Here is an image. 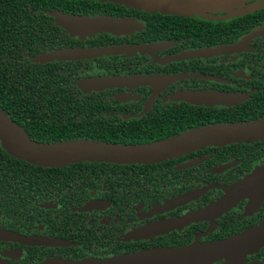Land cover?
I'll return each instance as SVG.
<instances>
[{
  "label": "trees",
  "instance_id": "trees-1",
  "mask_svg": "<svg viewBox=\"0 0 264 264\" xmlns=\"http://www.w3.org/2000/svg\"><path fill=\"white\" fill-rule=\"evenodd\" d=\"M257 8L259 7L243 14L251 13ZM51 11L137 18L142 27L134 34L113 37L104 33L80 42L71 39L54 24L49 15ZM220 14L227 15L221 18L218 17ZM228 14L229 12L212 13L211 18L163 15L96 0H0V110L30 140L49 145L89 141L140 146L206 126L262 119L264 116L253 119L233 117L236 109H232L229 115L218 112L212 119L201 122L187 108L184 117L180 118L185 122L180 130H172L171 123L164 122L160 136L151 131L154 139H148L149 131L141 139L143 142L137 144V139H130L134 134L131 132L133 127L130 120H122L118 116L119 106L107 96L108 92L85 94L78 84L93 77L144 74L148 71L145 65L147 56L135 54L129 58L118 55L91 61L46 64L34 62L41 54L75 45L111 47L171 42V53L182 50L184 40L193 46L211 45L214 43H210L202 32L205 28L231 29L235 33L234 37L245 32L240 24L243 19H239L244 15L228 17ZM223 42L226 40L217 41L216 44ZM93 61L96 64L93 65ZM203 149L216 151L215 158H218V162H237V166L228 172L235 173L229 179L233 182L264 164V139L253 143L209 146L199 150ZM183 156L145 164L88 161L63 167H44L11 156L0 141V226L16 231L28 225L33 226L43 220L37 216L41 211L39 205H81L90 198L92 190H99L101 187L111 188V196H115V192L120 193L124 200L145 199V202L149 196L154 200L165 197L166 184L178 173L172 169L173 162ZM114 173L121 175L114 177ZM188 179L187 177L183 181Z\"/></svg>",
  "mask_w": 264,
  "mask_h": 264
},
{
  "label": "flooded vegetation",
  "instance_id": "flooded-vegetation-1",
  "mask_svg": "<svg viewBox=\"0 0 264 264\" xmlns=\"http://www.w3.org/2000/svg\"><path fill=\"white\" fill-rule=\"evenodd\" d=\"M262 2L264 0H249L245 3L243 10H247L246 12L257 4L259 8L239 18L243 19L240 24L245 28V32L238 37H234L235 33L231 29L205 28L202 31L205 38L214 44L193 46L184 40L183 49L171 53L169 51L172 47L171 42H159L158 44H163L165 47L153 56L137 53L147 56L145 65L148 71L136 75H164L177 79L157 89L143 86L103 90L107 91V96L118 104V116L122 120H130L133 127L131 132L134 133L130 139H137L136 142L139 144L143 142L141 139L149 131L148 139H154L151 131L157 132L160 136L164 122L171 123L172 130H180L185 123L180 118L184 117L187 108L195 113L194 117L201 122L212 119L218 112L229 115L232 109H236L233 117L253 119L264 116V4ZM225 15L227 14H220L218 17L224 18ZM259 29L262 33L253 37L246 49L240 52L164 63L157 61L187 51L232 46ZM94 37L85 40L70 38L84 42ZM222 40L226 42L216 44L217 41ZM70 48L97 47L75 45ZM92 64L96 62L93 61ZM185 91L235 94L241 98V101L230 106L193 105L177 98L178 93ZM216 154V151L203 149L175 160L172 169L178 173L173 175L171 182L165 186L164 194L167 196L155 200L150 196L145 202V199L124 200L120 193L115 192V196H111L109 194L111 188L101 187L99 190H92L89 194L90 198L81 205L52 203L39 205L41 211L37 216L43 219L41 222L33 226L28 225L19 231L5 230L24 237L57 239L65 245L28 246L12 241H0V260L11 264H39L48 258L105 259L156 248H180L195 242L203 244L221 241L260 226L264 223V201L257 209L250 210L247 200L240 201L234 208L213 219L193 221L188 224L175 223L221 198L224 193L219 187L233 182L229 179L235 173L228 172L237 166V162L232 160L218 162V158H215ZM196 160L201 161L187 166ZM227 165L229 167L226 170L215 171ZM120 175L114 173V177ZM187 177L188 181H183ZM194 191H198L199 194L187 203L168 210H160L165 201ZM94 201L100 204L88 206V203ZM45 205L49 207H44ZM244 263L264 264V245L256 253L247 255ZM214 264H224V261Z\"/></svg>",
  "mask_w": 264,
  "mask_h": 264
},
{
  "label": "water",
  "instance_id": "water-1",
  "mask_svg": "<svg viewBox=\"0 0 264 264\" xmlns=\"http://www.w3.org/2000/svg\"><path fill=\"white\" fill-rule=\"evenodd\" d=\"M125 6L136 11L159 12L163 15L199 16L211 18L210 14L229 12L228 17L240 16L247 10L243 5L249 0H96ZM264 4V2H262ZM254 7H259L255 5ZM252 7L251 10L254 8ZM242 8L240 11H234ZM49 15L55 24L71 38L85 40L99 34H109L119 37L139 31L142 23L137 18L111 17L107 15H76L51 11ZM220 19V18H213ZM262 33L257 30L239 43L232 46H222L216 49L187 51L165 59L180 61L200 57H211L220 54H231L245 50L249 41ZM163 44L152 43L142 45L111 46L97 48H66L41 54L34 59L35 63L68 62L90 60L104 56L123 55L131 57L137 53L153 56L164 49ZM177 77L164 75H132L103 76L84 79L79 82V89L88 94L113 88H135L150 86L153 89L163 88L175 81ZM179 100L193 105L230 106L241 101L235 94L218 93L214 91H185L177 94ZM264 139V118L253 122L227 125L206 126L187 132L183 135L169 138L148 145H112L93 143L89 141L65 142L59 144H41L30 140L23 131L15 125L0 110V141L7 153L15 158L37 166L63 167L78 162H109L118 164H145L162 162L175 157L189 154L204 147L224 146L232 143H253ZM201 160L193 161L187 166L195 165ZM229 166H221L217 172L226 170ZM223 196L201 210L195 211L175 222L188 224L193 221H203L216 218L234 208L240 201L247 200L250 210L257 209L264 201V164L255 167L248 175L230 185L219 187ZM199 194L189 192L175 197L160 207L168 210L183 205ZM90 202L89 205H98ZM49 207V206H44ZM166 224V223H165ZM181 224V225H182ZM164 225V224H163ZM163 225H160L161 227ZM166 226V225H165ZM0 241H12L28 246H62L57 239L39 236L24 237L0 227ZM264 245V223L225 240L211 243H193L180 248H156L146 251L117 255L105 259L83 258L79 260L65 258H48L39 264H214L224 261V264H245V257L256 253ZM0 264H11L0 260Z\"/></svg>",
  "mask_w": 264,
  "mask_h": 264
}]
</instances>
